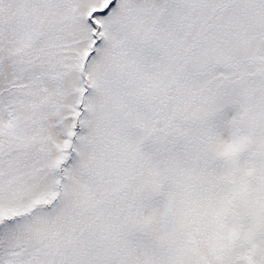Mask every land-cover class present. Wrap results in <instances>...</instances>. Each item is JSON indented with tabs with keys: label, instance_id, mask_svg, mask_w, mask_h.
Masks as SVG:
<instances>
[{
	"label": "snow or ice",
	"instance_id": "6c2138e0",
	"mask_svg": "<svg viewBox=\"0 0 264 264\" xmlns=\"http://www.w3.org/2000/svg\"><path fill=\"white\" fill-rule=\"evenodd\" d=\"M0 264H264V0H0Z\"/></svg>",
	"mask_w": 264,
	"mask_h": 264
}]
</instances>
